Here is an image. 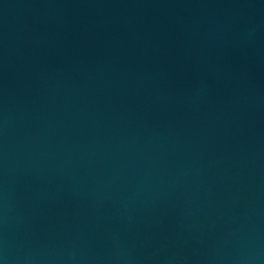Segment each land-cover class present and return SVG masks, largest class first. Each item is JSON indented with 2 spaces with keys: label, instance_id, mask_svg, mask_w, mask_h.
I'll return each instance as SVG.
<instances>
[{
  "label": "water",
  "instance_id": "obj_1",
  "mask_svg": "<svg viewBox=\"0 0 264 264\" xmlns=\"http://www.w3.org/2000/svg\"><path fill=\"white\" fill-rule=\"evenodd\" d=\"M0 264H264V0H0Z\"/></svg>",
  "mask_w": 264,
  "mask_h": 264
}]
</instances>
